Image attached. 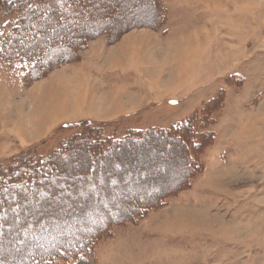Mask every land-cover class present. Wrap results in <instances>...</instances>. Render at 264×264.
<instances>
[{
	"label": "rangeland",
	"instance_id": "obj_1",
	"mask_svg": "<svg viewBox=\"0 0 264 264\" xmlns=\"http://www.w3.org/2000/svg\"><path fill=\"white\" fill-rule=\"evenodd\" d=\"M159 1L106 0L96 12L101 17L92 19L94 26L110 29L115 24L121 28L115 36H99L107 47L125 34L130 37L119 45L126 48L125 53L116 52L109 61L112 67H105L114 70L119 84L110 85L103 94L97 86L93 88L90 74L77 70L70 72L71 77L68 73L61 78L54 75L49 82L34 85L22 100L13 101L14 97H4L0 91L1 162L25 155L33 163L39 157L49 158L67 144L65 151L56 154L58 173L39 178L51 189L43 186L32 194H22L19 204L27 212L17 216L13 224L2 217L0 261L5 264L34 253L29 237L27 243L24 234L10 237L4 230L21 233V222L29 228L56 224V233L42 244L59 241L70 247V251H59L62 258L44 264H264V0ZM55 9L50 20L40 21L39 7L32 5L22 12L0 0V49L17 19L27 31L17 43L19 48L39 39L37 55L25 54L11 62L0 60V74L6 70L10 83L19 81L28 90L54 69L69 64L76 65L75 69L77 63L94 58L91 43L95 39L84 47V42H75L88 25L86 16L78 33L74 27L84 8L69 14L64 12L70 7ZM191 13L198 29L186 38L173 37L180 35L171 29L174 19L187 22ZM35 23H41L38 29ZM131 23L137 26L128 27ZM163 30L172 39L159 42L152 37V33L162 35ZM34 33H38L37 39ZM66 51L65 63L50 69L55 60H63ZM99 58L102 61L103 57ZM125 78L133 81L132 86L136 84L134 94L120 85ZM118 92H125L120 102L116 101ZM73 112H78L74 118ZM146 119L151 124H144ZM151 128L169 134H147ZM133 130L145 131L146 136L132 138L113 151L101 149L104 140L120 139ZM168 135L183 139L187 149ZM159 137L168 143L151 140ZM36 141L19 152L22 145ZM94 155L98 157L96 164ZM186 158L197 169L182 190L170 194L161 207L145 216L120 224L106 223L104 236L97 231L95 237L87 239L92 228L102 226L109 215L116 217V209H123L113 207L115 200L139 204L144 200L132 199L135 191H157L148 189L146 183L160 191L177 187ZM91 194L101 195L102 201L78 200L82 212L77 214L74 208L65 212L66 200ZM154 194L146 196L154 199ZM48 196L53 197V203H46ZM102 203H112L113 208L107 206L103 211ZM16 212V208L7 211L9 216Z\"/></svg>",
	"mask_w": 264,
	"mask_h": 264
},
{
	"label": "trees",
	"instance_id": "obj_2",
	"mask_svg": "<svg viewBox=\"0 0 264 264\" xmlns=\"http://www.w3.org/2000/svg\"><path fill=\"white\" fill-rule=\"evenodd\" d=\"M3 1L8 3L9 6L14 5V6L18 7L19 9H22V12L26 8L31 7L32 5H34V8L39 7V11H38L39 19L38 20H40V21L50 20L52 13L54 11L56 12L55 8H61L62 6L70 7V9L65 10L64 13H66V14L76 12V10L78 8H82V9L84 8L83 9L84 15L75 19V22H74V27H76V32L78 33L79 32V26L83 25L80 23L81 19H83L87 16L86 19H88V22L86 24H88V25L86 26V30L83 33L79 34L78 38L75 39V42H78L79 44H82L84 42V45L82 47L87 45L86 43L88 42V40L96 39L100 35H105L108 37L110 34L114 35V33L116 31H120V29H121L120 27H115V24H113L114 27H111L110 29H108V27L106 25L105 26H94L92 24V19H95V17L96 18L101 17V16L96 15V12L99 11L98 9L103 8L105 6L106 0H96V1H94V0H3ZM159 3H160V1L158 2V4ZM147 6L148 5H146L145 8H147ZM137 9H139V7ZM149 13H150V15H149V19H150L152 13H151V11H149ZM157 13H159V12L156 11V14ZM86 19H85V21H86ZM109 19H112V18H108L107 21H109ZM129 19L133 20L132 18H129ZM155 19H157V18L154 16L153 21H155ZM127 20H128V17L125 19V21H127ZM150 20H152V19H150ZM19 22H20V19H17V22H16L17 24H15V26L12 28L11 32L6 34L2 48L0 49V60H2L4 62H11L12 60L16 59L17 57L24 56L25 54H31V55H37L38 54L36 43L39 39L37 41L35 40L30 45L25 44L24 46L19 48V45L17 43H19L20 40L24 37V35L27 34L26 28L24 26H22L21 24H19ZM40 24L41 23H35V25H37L36 26L37 29H38ZM134 25L137 26L136 23H131L130 25H128V27L130 26L132 28V27H134ZM145 27H147V26H145ZM38 33H39V31H38ZM38 33H34V36L36 37V39L39 36ZM116 35L117 36L115 38L116 39L119 38L118 36L120 35V32H117ZM63 41H64V39H63ZM27 46H28V49H27ZM65 53H67V51L62 53L63 54L62 55L63 60H61V59L55 60L50 65V69L53 68V66H55V65L59 66V65L65 63V58H64ZM66 59H68V57ZM39 74L41 75V73H39ZM179 124H181V123H179ZM142 132H145V131L133 130V131L127 132L126 135L120 139H106V140H104L105 145L102 144V142H101V149H104L103 151H113L116 146H124L127 143L132 142V138H134V140H138L140 137L146 136ZM149 132L156 133V134L161 135V136H167V134H169L168 132H164L161 130H155L154 128H151L150 130L148 129L147 134ZM151 140H153V142L157 141V142H161V143L162 142L168 143V140H166L162 137H159L157 139L154 138ZM170 140L171 141H180L183 148L187 149V146L185 145L183 139L170 137ZM66 148H67V144L62 145V147L56 153H54L52 156H50L49 158L43 159V157H39L33 163H31L29 161V159H27L25 157V155H21L20 157H16L7 163L0 161V221L2 220V217H3L5 219V221L7 222V224H10V223L13 224L16 221L17 216H19L22 213L26 214L27 211H25L23 206H21L19 204V201H20L22 194H25V193L26 194H28V193L32 194V192H35L39 187H43V186H47L49 189H51L50 184H41L39 182V178L44 174H47V175L50 174L52 177L54 176L55 171H56V161H55L56 154L61 150L65 151ZM113 154H117V153H113ZM101 157H102V155H100V158ZM96 158H98L97 155L96 156L94 155L92 157V160L95 164H96V161H95ZM195 163L197 164L198 162L195 161ZM54 164H55V166H54ZM186 164H187V166H186V169L183 171L181 179L177 180V182L179 181V183H177V187L175 185H173L170 188L167 187V188L163 189V191H160L159 188H156L157 187L156 185L151 186V185H148L146 183L145 185L148 187V189H155V191L157 190L155 193L156 195L154 193H149V192L144 193V191L143 192L135 191L132 194V199L137 197V198L144 200V201H139V204H138V202H136L134 200L133 201L129 200L127 205H126V202L123 203L122 200L121 201L115 200L113 202L114 203L113 205H115V206H113V207L118 206V207H123V209L122 210H120V209L115 210L114 215L116 217L109 215L108 220L106 219L103 223L104 226L102 225L100 227L92 228L91 233L92 234L94 233V235L89 234L87 239L95 237L96 236L95 232H97V231L99 233L98 234L99 236H101V235L104 236L103 234L105 232V224L106 223H108V225L109 224H120V223H125L126 221L131 220V219L137 220L139 217L145 216L148 212L161 207L163 205V200L166 199L170 194H174V193L182 190L188 184V182H189L191 176L193 175L194 171H196L197 167L194 169V166H192V161H189L188 158H186ZM81 166L79 168H81ZM91 172H95V171L92 170ZM56 173H58V171H56ZM101 183H103V180L101 181ZM133 183L135 184V182H131V184H133ZM5 194L7 196H9L10 198L4 197ZM147 194L148 195L154 194L155 198L152 199V197L146 196ZM100 196L101 195H98V194L97 195L91 194V195H81V196L77 197L76 199H70L69 198V200H66V202H65V206H64L65 208L64 209H68L65 212H68L69 210H72L74 208V212L79 214L83 210H82V208L78 207V200H79V202L80 201L81 202H83V201L84 202H86V201L87 202L88 201L89 202L90 201H93V202L94 201H102V197H100ZM44 200L46 201L47 204L54 202L52 196H48V197L44 198ZM109 204H112V203H104V204L102 203L101 209L103 211H106V210H108L107 206H110L109 209H112L113 207H111V205H109ZM11 208H16L17 212L12 213L9 216L7 211ZM96 208H97V210L99 209L98 206ZM96 208H92V210L96 209ZM33 211H35V210L32 209V212ZM36 211H39V210L36 209ZM39 212H41V210ZM39 212H37L35 214H39ZM28 213H31V211H28ZM2 214H5L8 219H6V216H2ZM91 216L95 217V215L93 213L91 214ZM20 224H21V226L23 225V228L21 230L24 231V233H22V231H21V233L16 232L17 229L10 230V229L5 228L4 230L9 233L10 237L11 236H19L21 234H24L26 236L25 238L27 239V243H28V237H29V239L32 240L31 246L34 250V253L30 256V258H27V259L25 257H22L21 259L19 258L17 263L14 262L13 264H44L46 262H50L52 260H55L56 258H62L61 254H60L61 252H59L62 249L70 251V247L68 245H64L63 243L60 244L59 241H57V242H51L50 241V243L47 245L42 244V243L46 242V239H49L52 235H54L56 233L58 228L53 227L56 224L43 225V226L39 225L40 227L37 225H32L30 228L26 224V222H21ZM47 236H50V237H47ZM12 238H14V237H12ZM54 238H57V234H56V236H54ZM23 243L25 244L26 240H24ZM29 243H30V241H29ZM82 243H83V240H82ZM66 244H68V243H66ZM3 264H5V262H3Z\"/></svg>",
	"mask_w": 264,
	"mask_h": 264
},
{
	"label": "crops",
	"instance_id": "obj_3",
	"mask_svg": "<svg viewBox=\"0 0 264 264\" xmlns=\"http://www.w3.org/2000/svg\"><path fill=\"white\" fill-rule=\"evenodd\" d=\"M173 13H174L175 17H177L176 16L177 15L176 12L173 11ZM193 15L194 14H192V13L190 14V17H188L187 22H184V21H182L180 19H174L175 21L172 22L173 27L171 29H175L176 33H179L180 35L173 36V37L181 36L182 38H186L187 36H189L188 33L194 31L195 29H198L197 28L198 27L197 26L198 25L197 24V21L195 19L194 20H191V17ZM216 22L219 23V21H216ZM140 30H142V29H140ZM144 30H149L150 31L151 29H144ZM130 32H132V31H130ZM143 32H144L143 35H145V37H147L149 35V33L147 34V31H143ZM176 33H171V34H176ZM194 33H192V34H194ZM163 34L161 35V34H158V33H152V37H155L156 40H158L159 42H163L167 38L168 39H172V36L167 37L169 35H166V30H163ZM192 34H190V35H192ZM184 36H186V37H184ZM126 37L128 39L130 38L129 36H126V34H125L119 40H117V43L116 44L111 45L110 47H107V43H104V41H105L104 38L97 37L95 39V41H93L91 43L92 44V47L93 46H96V48H93V49L91 47V50L93 52V54H91V55H93L94 58H98L97 59L98 61H92V59H94V58H92V59H90L88 61L86 60L84 62L77 63V67L75 69H74V66H76V65L73 66V64L66 65V67L65 66H62L60 68L54 69L52 72L48 73V75L46 77L42 78L40 80L41 82L40 81L34 82V84L30 88H28V90H26L25 87L21 86L19 81H15L14 83H10L9 80H8V72L6 70H3V72L5 74H3V73L0 74V91L1 92H4V97H6V96L7 97H14V100L13 101H15V100H22V98L25 95L27 96V94H30L33 91L32 90V87L34 85L37 86L39 83L49 82V79L51 77H53L54 75H56L55 76L56 78L58 76H59V78H61L62 76L64 77V75H66L64 73H68L69 75H66V76L67 77H71L72 76V73L75 70H77V71H80V72H85V74H87V75L90 74V76L93 77V79H92V84L94 85L93 88H95L97 86L96 89H98L100 92H102L101 94H103L104 92H106L107 90L110 89V85H112V84H114V85L119 84L118 77L117 78L116 77L115 78L113 77V74H114L113 71L114 70L113 69L107 70V69H105V67L107 65L110 66V67H112L109 64V61L112 59V55H114L116 52H118V53H122V52L125 53L124 50H126V48L125 47H119V45H121L123 43H126V39H127ZM149 38L151 39V35H149ZM128 44H129V41H128ZM138 44L139 43H137L136 45H138ZM190 46L192 47V45H190ZM191 47H189V49H191ZM194 50H197V49H194ZM194 50H192V51H194ZM101 56L105 60H103V58H102V61H100L101 58H99V57H101ZM116 57L119 60L121 57L124 58V55L121 56V57L119 56V58H118V56H116ZM132 61H134V59H132ZM131 63L133 65V62H131ZM88 65L94 66V68H90V67H88ZM188 67H189V64L187 65V68ZM72 69H74V70L72 71ZM88 69L90 70V72L87 71ZM70 72H72V73H70ZM156 79H158V78H156ZM156 79L153 78V80H156ZM94 80H95V82H94ZM151 80H152V78H151ZM55 82H57V81H55ZM55 82L53 84H55ZM132 83H133V81L132 80L130 81V78H125L120 85L124 87V89H123L124 91L130 92V93L133 92V94H134L135 91H136V89H137V87H136V84H134V86H132ZM117 87H119V85ZM113 88L115 89L116 87L112 86L111 89H113ZM148 88H149V86H148ZM124 93L125 92H118L117 93V100L116 101H118V102L122 101L123 99H120V96H122ZM16 95L19 96V97H15ZM20 96H22V97L20 98ZM118 105H119V103H118ZM72 114L75 115V116L72 117V118H74V117H76L78 115V112H73ZM182 117H183V115L177 117L176 119H180ZM69 118H71V117H69ZM146 120L148 122H144V124L145 123L151 124V121L149 119H146ZM36 143H38V141L33 142V143H30V144L22 145V147L19 148V149H22V150H20L19 152L28 149L26 147H28L31 144H36ZM23 148H25V149H23Z\"/></svg>",
	"mask_w": 264,
	"mask_h": 264
},
{
	"label": "bare ground",
	"instance_id": "obj_4",
	"mask_svg": "<svg viewBox=\"0 0 264 264\" xmlns=\"http://www.w3.org/2000/svg\"><path fill=\"white\" fill-rule=\"evenodd\" d=\"M82 89H83V87H82ZM67 94H68V92H67ZM78 98V97H77ZM163 151V150H162ZM162 156V155H161ZM172 161V163H173V160H171ZM171 163V162H170ZM172 166H173V164H172ZM177 167H175L174 169H176ZM171 171V170H170ZM178 172V171H177ZM119 173V172H118ZM181 173V172H180ZM156 181V180H155ZM149 184H150V182H149ZM153 199V198H152Z\"/></svg>",
	"mask_w": 264,
	"mask_h": 264
},
{
	"label": "snow or ice",
	"instance_id": "obj_5",
	"mask_svg": "<svg viewBox=\"0 0 264 264\" xmlns=\"http://www.w3.org/2000/svg\"><path fill=\"white\" fill-rule=\"evenodd\" d=\"M0 264H3V261H0Z\"/></svg>",
	"mask_w": 264,
	"mask_h": 264
}]
</instances>
